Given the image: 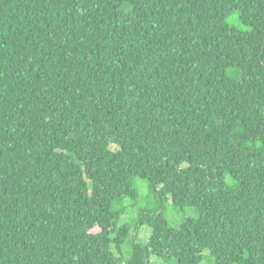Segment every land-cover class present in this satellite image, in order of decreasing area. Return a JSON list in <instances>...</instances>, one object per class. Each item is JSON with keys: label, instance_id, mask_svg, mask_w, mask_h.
Masks as SVG:
<instances>
[{"label": "trees", "instance_id": "obj_1", "mask_svg": "<svg viewBox=\"0 0 264 264\" xmlns=\"http://www.w3.org/2000/svg\"><path fill=\"white\" fill-rule=\"evenodd\" d=\"M152 257L264 264V0H0V264Z\"/></svg>", "mask_w": 264, "mask_h": 264}, {"label": "rangeland", "instance_id": "obj_2", "mask_svg": "<svg viewBox=\"0 0 264 264\" xmlns=\"http://www.w3.org/2000/svg\"><path fill=\"white\" fill-rule=\"evenodd\" d=\"M228 23L231 27L236 28L240 31L246 32L249 31L250 28L245 26L241 21L239 14H234L228 19ZM137 187L140 193L139 200L135 202H129V210L127 214L123 217L121 224H130L132 226L131 228V236L134 237L135 235V229L134 225L132 224L133 221L137 218L138 214L140 211L143 209H154L156 208L157 204L156 202H153L149 200L148 198V188L147 184L143 180H138L137 181ZM159 205H162V203H159ZM164 209L166 210V215L170 221V224L173 227H178L183 223L186 218L188 217H193L197 218L198 217V211L195 209H187L185 211H177L173 208L171 205V202L165 203L164 204ZM135 223V222H134ZM151 235V230L147 227H142L138 233L139 240L143 243H147L148 239ZM125 250V249H124ZM151 263L152 264H169V263H164L158 260L156 257L151 258ZM215 261L213 258L208 257L203 264H214Z\"/></svg>", "mask_w": 264, "mask_h": 264}]
</instances>
